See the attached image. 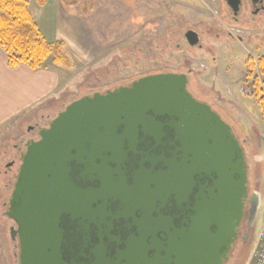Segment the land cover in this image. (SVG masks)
I'll return each instance as SVG.
<instances>
[{
    "label": "water",
    "instance_id": "95a60500",
    "mask_svg": "<svg viewBox=\"0 0 264 264\" xmlns=\"http://www.w3.org/2000/svg\"><path fill=\"white\" fill-rule=\"evenodd\" d=\"M189 85L187 73L145 75L39 131L6 212L18 264H228L259 196L237 130Z\"/></svg>",
    "mask_w": 264,
    "mask_h": 264
},
{
    "label": "rangeland",
    "instance_id": "374dc122",
    "mask_svg": "<svg viewBox=\"0 0 264 264\" xmlns=\"http://www.w3.org/2000/svg\"><path fill=\"white\" fill-rule=\"evenodd\" d=\"M29 2L46 39L63 42L67 61L57 64L50 55L39 67L46 72L39 101L0 128V264H18L4 214L5 183L19 168L16 146L29 128L46 125L82 96L154 73H187L190 91L237 130L264 214V114L252 88L257 71L249 77L246 70L249 58L257 62L264 56V17L234 22L226 0ZM190 30L199 36L193 46L185 37ZM262 218L228 264H250Z\"/></svg>",
    "mask_w": 264,
    "mask_h": 264
},
{
    "label": "trees",
    "instance_id": "16d2710c",
    "mask_svg": "<svg viewBox=\"0 0 264 264\" xmlns=\"http://www.w3.org/2000/svg\"><path fill=\"white\" fill-rule=\"evenodd\" d=\"M29 4V0H0V47L7 53L9 65L26 64L37 69L50 55L57 64L66 62L63 42L46 39ZM246 70L249 77L257 71L252 76V88L264 114V56L257 62L249 58Z\"/></svg>",
    "mask_w": 264,
    "mask_h": 264
},
{
    "label": "crops",
    "instance_id": "0c3cea01",
    "mask_svg": "<svg viewBox=\"0 0 264 264\" xmlns=\"http://www.w3.org/2000/svg\"><path fill=\"white\" fill-rule=\"evenodd\" d=\"M44 75V70L31 69L26 64L10 66L7 53L0 47V128L39 101L40 90L45 85Z\"/></svg>",
    "mask_w": 264,
    "mask_h": 264
},
{
    "label": "flooded vegetation",
    "instance_id": "af4514ba",
    "mask_svg": "<svg viewBox=\"0 0 264 264\" xmlns=\"http://www.w3.org/2000/svg\"><path fill=\"white\" fill-rule=\"evenodd\" d=\"M228 8H229V12L231 14V17L233 18V21L237 22V23L242 21V17L250 18L254 22H255L257 16L264 17V0H240L238 8L235 9V8L230 7V6H228ZM239 24H241V23H239ZM186 35H187V33L185 34V37H186ZM181 73H184V72H181ZM128 83L129 82H123L120 85H125V84H128ZM116 86H118V85L112 86L110 88H114ZM104 90H106V89H104ZM57 114L58 113H56L55 116ZM52 119H49V121L47 122L46 125L36 124V126L30 127L29 130H28L29 131L28 136L26 135L25 137H22V139H21V143L22 144L20 146H16L17 150H19L18 151V157H19L20 164H21L22 154L25 152L27 144L29 142H31L32 140H38L39 131L42 128L48 127V125H49V123H50V121ZM19 167H20V165H19ZM18 170H19V168L17 169L14 177L10 176V179L8 180V183L7 182L5 183V185L7 186V190H8V199H7L6 202H4V206L6 208V210L4 211V214L7 217L8 221L10 222V234H11V227L15 226V224H14L13 220L8 217L6 212H7V208H8V202H9V199H10L13 187H14V182H15L16 176L18 174ZM7 172L8 171H6V173ZM12 178H13V180H12ZM252 193H257L258 196H259V201H258L257 207L255 208L256 214H255L252 222H250L251 204L247 203L246 219H245L244 223L242 224V229H241V232H240V239H239L236 247L234 248L233 253L238 251L239 248L242 247V244H245V239L244 238H245V236L247 234H249V237H248L247 241L249 240L250 235H251V231L257 227L258 222H259L261 216L263 215L262 214V211H263L262 194H261V192L259 191L258 188L254 187L252 185V181H251V178H250V194H252ZM10 237H11V240L13 241V243H14V247L16 249L15 256H16V259L18 261V253H19L18 239L17 238L13 239L12 238V234H11Z\"/></svg>",
    "mask_w": 264,
    "mask_h": 264
},
{
    "label": "built area",
    "instance_id": "2783aa9c",
    "mask_svg": "<svg viewBox=\"0 0 264 264\" xmlns=\"http://www.w3.org/2000/svg\"><path fill=\"white\" fill-rule=\"evenodd\" d=\"M264 137V135H263ZM250 264H264V214L258 235V244L253 253Z\"/></svg>",
    "mask_w": 264,
    "mask_h": 264
}]
</instances>
